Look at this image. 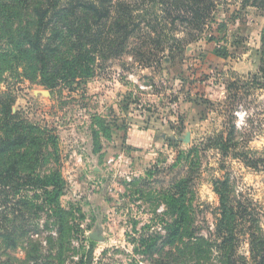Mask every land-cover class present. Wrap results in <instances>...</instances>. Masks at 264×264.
Listing matches in <instances>:
<instances>
[{
	"label": "rangeland",
	"instance_id": "rangeland-1",
	"mask_svg": "<svg viewBox=\"0 0 264 264\" xmlns=\"http://www.w3.org/2000/svg\"><path fill=\"white\" fill-rule=\"evenodd\" d=\"M241 1L222 0L221 12L229 10L233 19L205 54L192 42L149 67L128 54L99 59L91 76L56 87L25 77L18 55L9 51L17 35L0 31V94L12 99L17 114L4 127L16 125L12 133L29 138L4 163L15 160L18 176H49L61 185L49 186L51 194L22 181L16 189L0 188L6 200L0 206V264H86L92 243V264H151L137 240L164 233V206L135 193L143 183L133 182L155 167L168 168L192 146L201 161L196 235L209 236L215 227L218 180L228 179L231 199L250 200L264 213V170L251 162L264 157V88L251 77L261 67L264 0L246 7ZM217 44L222 56L214 53ZM232 125L236 144L226 155L204 147L209 135L226 136ZM239 236L237 253L247 256L249 245ZM187 242L168 246L173 261ZM191 256L186 264H218L216 256L209 263L201 254Z\"/></svg>",
	"mask_w": 264,
	"mask_h": 264
},
{
	"label": "trees",
	"instance_id": "trees-1",
	"mask_svg": "<svg viewBox=\"0 0 264 264\" xmlns=\"http://www.w3.org/2000/svg\"><path fill=\"white\" fill-rule=\"evenodd\" d=\"M249 1L242 0L241 6L246 7ZM222 3V0H0V31L17 35L9 41V51L18 55L23 75L40 78L42 84L56 87L91 76L99 66V59H120L128 54L138 58L142 66L149 67L161 63L166 54H181L192 42L205 54L211 42L219 41L218 33L227 20L233 19L229 10L221 12ZM260 45L261 67L251 77L264 88V32L260 34ZM217 46L214 53L222 56L224 52ZM203 65L206 67V62ZM213 69L219 70L217 66ZM16 115L12 99L0 94V126L4 130L0 133V188L16 189L22 181L51 194L49 186L61 187L57 181L51 183L49 176L44 179L18 176L15 160L4 163L16 156V152L10 150L29 141L26 135L12 133L16 125L4 127L6 123H13ZM235 144V125H232L226 136L223 133L209 135L204 147L226 155ZM9 152L11 154L6 155ZM199 155V148L192 146L179 152L168 168L155 167L147 172V178L134 180L133 185L143 183L135 188V193L164 206L161 215L157 214L164 233L156 230L140 234L138 240L135 239L138 247L151 264H186L188 255L198 254L208 263L216 256L218 264H264L263 210L250 200L231 199L228 179L215 183L219 206L214 229L209 236L195 234L193 202L201 164ZM251 162L264 170V157ZM4 164L7 167H3ZM21 200L17 202L22 203ZM3 202L6 200L0 195V206ZM239 234L249 245L247 256L237 253ZM210 235L215 237L214 241ZM185 238L188 242L179 248L173 261L172 249L168 250V246L184 242ZM203 246L208 250H202ZM94 250L92 243L86 264H92Z\"/></svg>",
	"mask_w": 264,
	"mask_h": 264
},
{
	"label": "crops",
	"instance_id": "crops-1",
	"mask_svg": "<svg viewBox=\"0 0 264 264\" xmlns=\"http://www.w3.org/2000/svg\"><path fill=\"white\" fill-rule=\"evenodd\" d=\"M220 8V7H219ZM142 134V133H141ZM140 136V135H139Z\"/></svg>",
	"mask_w": 264,
	"mask_h": 264
}]
</instances>
